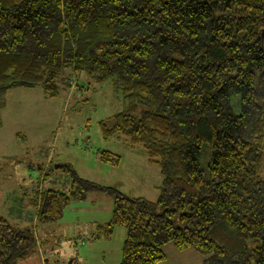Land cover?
I'll list each match as a JSON object with an SVG mask.
<instances>
[{
	"label": "trees",
	"instance_id": "obj_1",
	"mask_svg": "<svg viewBox=\"0 0 264 264\" xmlns=\"http://www.w3.org/2000/svg\"><path fill=\"white\" fill-rule=\"evenodd\" d=\"M68 69L111 81L124 109L100 122L103 137L141 146L163 179L149 200L60 165L69 185L25 205L37 223L102 193L112 215L91 239L126 229L119 264H162L167 244L204 264H264V0H0V128L10 90L57 98ZM38 243L33 227L0 215V264Z\"/></svg>",
	"mask_w": 264,
	"mask_h": 264
},
{
	"label": "rangeland",
	"instance_id": "obj_2",
	"mask_svg": "<svg viewBox=\"0 0 264 264\" xmlns=\"http://www.w3.org/2000/svg\"><path fill=\"white\" fill-rule=\"evenodd\" d=\"M62 82L68 86L54 99L45 98L40 87L12 89L6 95L0 128V215L12 225L33 227L42 242L19 264H119L126 229L116 227L111 239H91L112 215V201L104 194L73 202L55 223H37L33 210L25 206L43 191H63L69 185L70 176L57 168L60 165H70L80 177L131 197L156 200L159 195L163 176L144 149H130L124 137L102 135L100 122L124 109L123 96L111 81L96 82L68 69ZM238 100H233L236 111ZM103 151L119 155V164L101 160ZM209 158L204 143L203 167ZM163 252L162 264H204L193 248L179 251L167 244Z\"/></svg>",
	"mask_w": 264,
	"mask_h": 264
},
{
	"label": "crops",
	"instance_id": "obj_3",
	"mask_svg": "<svg viewBox=\"0 0 264 264\" xmlns=\"http://www.w3.org/2000/svg\"><path fill=\"white\" fill-rule=\"evenodd\" d=\"M3 110H4V109H3ZM3 110H2V111H3ZM17 264H19V263H17Z\"/></svg>",
	"mask_w": 264,
	"mask_h": 264
}]
</instances>
